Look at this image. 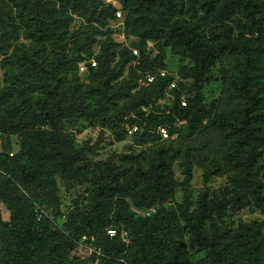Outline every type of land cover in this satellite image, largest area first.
<instances>
[{
	"label": "trees",
	"instance_id": "obj_1",
	"mask_svg": "<svg viewBox=\"0 0 264 264\" xmlns=\"http://www.w3.org/2000/svg\"><path fill=\"white\" fill-rule=\"evenodd\" d=\"M88 1L0 0V51L17 38L18 26L28 38L57 42L70 12L79 13ZM133 1L138 9L129 11L126 29L140 37L143 48L151 41L158 52L153 61L145 57L138 65L145 69L143 78L155 75L150 84L139 86L138 94L127 98V93L113 103L116 76L105 71L101 62L97 63L96 88L66 87L59 73L63 63L47 61L41 49L22 58L39 84L48 87L39 111L21 85V91L0 92V135L20 138L18 154L0 152V207L9 213L8 221L0 215V264H83L68 260L63 251L83 239L93 240L101 254L98 264H187L189 248L204 253L196 264H264L263 222H240L235 229L223 226L229 213L251 206L264 215V0ZM139 12L140 17L135 16ZM165 48L193 65L186 101L183 85L177 86L174 75L164 70L166 74L160 76L161 70L153 69ZM133 57L140 59V53ZM225 58L232 61V72L217 113V104H205L202 92L215 64ZM167 89L172 98L167 113H146L144 109L162 99ZM94 91L102 101L92 108L87 95ZM123 111L135 116L125 129L129 137L148 138L161 126L185 122L182 147L171 160L163 157L142 174L114 165L90 170L85 150L75 146L66 124L99 116L110 121L112 114L123 123L117 118ZM207 125L218 128L219 147L233 172L227 177L229 191L204 192L194 205L191 171L203 166L198 158L206 151L194 147L190 138ZM130 127H137L132 135L127 134ZM172 161L181 163L182 183L173 178ZM209 177L205 173L206 182ZM57 178L67 191L80 187L84 193L67 213L70 236L54 241L52 222L45 217L38 220L36 206L60 215ZM177 187L183 189V202L164 207ZM130 207L150 212L135 216L128 212ZM108 228L116 229L117 235L107 236Z\"/></svg>",
	"mask_w": 264,
	"mask_h": 264
},
{
	"label": "rangeland",
	"instance_id": "obj_2",
	"mask_svg": "<svg viewBox=\"0 0 264 264\" xmlns=\"http://www.w3.org/2000/svg\"><path fill=\"white\" fill-rule=\"evenodd\" d=\"M135 9H138V5L133 0H89L79 13L70 12V20L62 30L61 39L57 42H47L43 38L42 40L28 38L24 28L18 26L17 38L8 43L4 52L0 51V92L10 88L21 91L19 86L21 85L24 87V93L29 102L39 111L43 105L42 102L47 99L48 87L39 84L38 80L33 77V73L27 70L28 65L22 64V58L30 56L23 55L24 53H33L41 49L47 61L63 63L59 67V73L66 87H76L81 91L89 85L96 88L99 85L96 79L97 63L101 62L105 71L116 76L113 86L117 94L112 96L113 103L116 99L125 98L127 93V98L138 94L145 72V69L141 70L138 65L142 66L141 61L145 57L149 62L153 61L152 59L158 52L156 48L155 50L143 48L140 37L127 31L129 11ZM141 14L142 12H139L135 16L140 17ZM121 33L125 34L124 41L119 38ZM131 48L139 50L140 59L133 57ZM122 53H125L124 57ZM91 60L95 62V66L90 65ZM81 63L87 65L85 73H80L78 70ZM192 67L190 61L180 60L169 48H165L161 58L154 63L153 69L165 70L174 75L177 86L183 85L182 98L186 101V93H189L192 87L190 75ZM182 72L186 74L183 75ZM231 72L232 61L228 58L220 59L211 70L210 83L203 89L204 103L217 104V113L222 110L221 100L227 93ZM168 91L167 89L162 99L154 102L144 111L146 113L153 111L155 114L167 113L172 104ZM96 94L94 91L92 96L87 95V102L92 108L97 107L102 101L100 95L98 97ZM120 105H123L122 101ZM124 113L123 111L117 117L122 119L123 123L117 122L112 114L110 121L106 120L105 116H99L94 121H86L77 125L66 124V129L73 135L75 146L85 150V161L90 170H101L106 165H114L121 170L126 169L131 173L142 174L163 157L171 160L182 147L185 141V122L175 121L172 125L161 126L158 132H151L152 135L148 138L139 135L129 137L125 134V129L129 126V122L135 119V116L130 112ZM161 132L167 133L168 137L165 138ZM220 139L218 128L212 125H207L202 132L190 138L194 147L199 146L206 151V154L198 158L203 166L196 165L191 171L189 190L194 205L200 194L204 192L212 194L230 190L227 177L233 169L227 155L219 147ZM2 151L10 155L18 154L20 152L19 136L0 135V152ZM21 163L24 166L27 165L26 161ZM171 169L174 180L182 183L184 175L180 161H172ZM205 173L210 174L207 182L204 178ZM57 188L60 215H54V220L50 225L51 237L54 241L70 236L72 226L67 221V213L73 207L76 197L84 193V189L80 187L67 191L58 178ZM182 202L183 189L177 187L164 207H175ZM128 212L134 213L135 216H145L150 211L130 207ZM43 213L50 212L43 210ZM36 214L37 217H43L39 211H36ZM0 215L3 221L9 220V213L3 206L0 207ZM240 222L264 223V215L251 206L236 214L229 213L224 219L223 226L235 229ZM124 237L126 238V234L123 233V239ZM63 251L68 260L80 261L83 264H98V258L101 256L94 247L92 239L90 242L83 239L76 242L73 248ZM203 257V252L189 248L187 264H196Z\"/></svg>",
	"mask_w": 264,
	"mask_h": 264
},
{
	"label": "built area",
	"instance_id": "obj_3",
	"mask_svg": "<svg viewBox=\"0 0 264 264\" xmlns=\"http://www.w3.org/2000/svg\"><path fill=\"white\" fill-rule=\"evenodd\" d=\"M119 38L122 40V41H124L125 40V34L124 33H121L120 35H119ZM153 45H154V43L153 42H151V41H147V43H146V48L147 49H149V48H152L153 47ZM131 52H132V55H134V56H139V51H138V49L137 48H133L132 50H131ZM90 62V65L91 66H95V62H93V60H91V61H89ZM87 65H85L84 63H81V64H79V66H78V70H79V72L80 73H85L86 71H87V67H86ZM159 74H160V76H164L165 74H166V72L164 71V70H161V71H159ZM154 78H155V75L154 74H150V73H148V74H146L145 75V77L143 78V79H141V82H140V85H144V86H146V85H148V84H150L153 80H154ZM169 87L172 89V88H174L175 87V81H172L170 84H169ZM181 105L182 106H185V102L184 101H182V103H181ZM137 131V127H130L128 130H127V134L128 135H132V134H134L135 132ZM162 133V135L165 137V138H167V133H163V132H161ZM36 211H39L42 215H43V217H45L46 219H48L50 222H53V220H54V215L53 214H51V213H43V210L40 208V207H38V206H36ZM149 213H147V215H148ZM41 217H37V219L39 220ZM106 234H107V236H109L110 238H113V237H115L116 235H117V230L116 229H113V228H108L107 230H106ZM125 234V233H124ZM121 237L123 238V233H121Z\"/></svg>",
	"mask_w": 264,
	"mask_h": 264
}]
</instances>
